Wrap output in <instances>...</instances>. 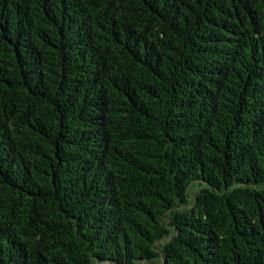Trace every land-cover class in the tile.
<instances>
[{
  "label": "trees",
  "instance_id": "16d2710c",
  "mask_svg": "<svg viewBox=\"0 0 264 264\" xmlns=\"http://www.w3.org/2000/svg\"><path fill=\"white\" fill-rule=\"evenodd\" d=\"M264 264V0H0V264Z\"/></svg>",
  "mask_w": 264,
  "mask_h": 264
},
{
  "label": "rangeland",
  "instance_id": "374dc122",
  "mask_svg": "<svg viewBox=\"0 0 264 264\" xmlns=\"http://www.w3.org/2000/svg\"><path fill=\"white\" fill-rule=\"evenodd\" d=\"M92 264H113V263H110V262H107V261H96V260H94L93 262H92Z\"/></svg>",
  "mask_w": 264,
  "mask_h": 264
}]
</instances>
